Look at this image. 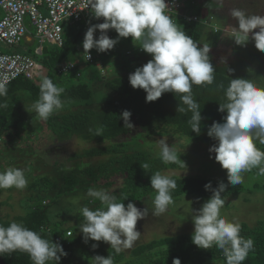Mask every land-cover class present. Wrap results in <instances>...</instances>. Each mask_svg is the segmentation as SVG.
<instances>
[{"label": "trees", "instance_id": "1", "mask_svg": "<svg viewBox=\"0 0 264 264\" xmlns=\"http://www.w3.org/2000/svg\"><path fill=\"white\" fill-rule=\"evenodd\" d=\"M248 1L252 2L251 0L197 1L196 3L200 5L194 13L200 16V20L186 21L178 17L174 22L198 45L207 44L211 48L209 58L216 69L213 84L193 86L192 89L193 97L199 102L203 117L199 135L191 130L187 122L192 113L177 112L181 103L179 96L174 93H164L157 101L146 102L147 93L143 89H134L131 86L129 75L152 59L145 51L141 52L144 57L141 54L139 57L140 51L136 52L129 48L121 55L112 53V50L98 54L90 50L91 60H88L83 49V40L88 29L81 27L73 33L70 26L74 22H70V26L64 27L63 45L51 43V47L47 46L48 52L43 51L38 59L32 52H28L37 60L44 75L33 79L20 76L6 84L7 95L0 97V103L7 104V108L0 109V140H5L4 143L13 148L12 152L16 151L17 155H13V158L27 155L26 150L34 149V145L38 146L39 149H34V157L28 159L29 167L24 171L26 177L31 172L30 166H35L39 157L42 158L39 162L43 164L39 169L35 166L34 171L31 172L27 186L29 194L23 201L27 211L17 214L14 219L1 217L0 225L8 227L15 221L39 233L42 238L59 243L67 253L66 256L61 257L60 264H95L91 262L93 257L101 255L107 258L110 254L114 264H173L175 258H179L181 264H206L209 260H222L223 264H226L222 250L215 246L210 249L199 248L192 242L193 234L162 237L116 254L111 246L107 248L101 242L89 240L85 243L83 234H77L78 228L64 226L69 218L61 219L59 214H52L50 208L55 202L66 199L75 192L82 177H94L95 174L98 176V183L103 177L106 178L104 183L108 185L117 184L119 178H123L125 190L117 197L116 202L127 205L134 199L155 191L151 188L152 174L157 171L162 174L164 170L176 166L173 163L165 164L160 156H151L146 152L124 154V150L120 148L121 143H112V140L132 131L133 127H124V121L120 118L124 110L132 113L130 122L141 131L154 132L158 135L171 132L189 135L209 146L217 143L207 133L214 122L223 123V117L227 115L226 112L218 111L219 104L226 102L225 89L231 79H252V61L255 56L249 52L250 45L241 47L232 42L229 43L231 44L229 47L221 45L223 34L232 32L238 27L237 20L231 15L232 10L241 9L247 14L249 10L245 8V3ZM208 15H212L215 19L213 36L208 41H203L202 34L204 28L208 26L205 23ZM82 21L84 20L78 22ZM209 25L211 26L212 23ZM112 33L113 30H110L111 36ZM129 51L133 53L127 54ZM103 59L107 62L104 63ZM143 60L145 63H142ZM44 77L52 79L54 84L64 89L61 95L63 107L47 120L40 119L32 107L39 99V84ZM220 85H223V88ZM101 128L103 135L95 136V131ZM25 134H28L27 139L24 138ZM69 138L109 143L98 148L84 149L85 157L90 159L84 168L74 167L71 170L64 168L60 171L61 174L51 170L54 176L48 175L47 170L51 168L55 170L57 167H50L49 161V164L45 165L44 154L38 157L35 154L41 149L44 150V146L49 143L63 142ZM17 140L22 141L20 148L12 145L17 143ZM256 146L264 151V144ZM108 154H111L109 160L96 163L97 165L92 163L93 157ZM7 157L11 159L10 156ZM59 161L58 163L61 162ZM144 162L149 164L148 172L141 167V163ZM44 169L46 172L43 173ZM169 177L177 183V188L172 192L174 197L189 194L209 199L213 193L205 190L206 184L211 182L212 188L215 189L220 182L227 183V180L217 182L196 176ZM258 187L264 189V183L258 184ZM8 190L15 191L16 188ZM242 190L244 187L241 184L236 186L229 184L222 197ZM132 193L136 196L133 197ZM240 226V235L245 239H252L255 245L243 264H264V221H259L255 226L247 223H241ZM97 243L99 247L93 248L92 245ZM0 257L6 264H33L30 256L20 251L5 253Z\"/></svg>", "mask_w": 264, "mask_h": 264}, {"label": "clouds", "instance_id": "2", "mask_svg": "<svg viewBox=\"0 0 264 264\" xmlns=\"http://www.w3.org/2000/svg\"><path fill=\"white\" fill-rule=\"evenodd\" d=\"M88 8L93 18L104 21L90 26L85 34L83 49L88 59L91 58L90 50L105 53L114 49L120 38L131 37L134 42L139 41L141 49L152 59L129 75L131 86L147 93L146 102L157 101L164 93L179 96L181 103L177 112L192 113L187 122L191 130L199 135L203 117L192 89L193 86L214 83L216 69L209 58L211 48L207 44L198 45L173 22L166 14L169 8L165 0H88ZM231 15L238 24L232 32L235 44L246 47L254 41L256 49L264 52V16L247 15L241 9H233ZM214 21L213 17L212 23ZM109 30H115L118 37L110 38ZM95 33L97 36L100 34L98 39ZM6 80L7 77L0 78V97L7 95ZM220 87L223 88V85ZM39 89V99L32 107L40 119L47 120L63 107L61 95L64 89L48 77L41 80ZM224 95L226 102L220 103L218 108L219 112L227 113L223 117L224 122H214L207 134L217 141L209 151L215 153V160L227 170V183L220 182L215 189L211 182L205 185V190L213 194L200 209L193 211L192 242L201 249L219 248L226 264H243L254 250V241L240 235L239 224L221 216V209L225 206L222 193L229 184L236 186L243 183L242 173L246 171L258 168V175H264V151L255 143L264 144V87H258L250 79L235 78L230 80ZM4 108L7 104L0 103V109ZM131 115L128 110L122 112L120 118L124 127H133ZM102 135V128L95 131V136ZM159 145L163 163L186 167L174 146H170L164 138L160 139ZM141 167L148 172L147 162L141 163ZM150 182L151 188L156 191L152 214L158 216L166 213L174 203L172 192L177 183L159 171L151 175ZM27 186L23 169L9 168L0 172V189L14 187L24 190ZM87 196L100 201L103 207L90 210L85 206L81 209L83 222L79 230L85 243L89 240L103 241L110 244L116 254L132 247L141 236L137 223L145 218L148 209L141 210L133 202L127 205L116 202V197L104 189L89 188ZM92 247L97 248L99 244ZM17 251L27 253L33 264H60L61 257L67 255L62 245L42 238L21 223L14 221L8 227L0 225V256ZM93 260L95 264H114L112 254L107 258L97 255ZM173 264H181V260L175 258Z\"/></svg>", "mask_w": 264, "mask_h": 264}, {"label": "rangeland", "instance_id": "3", "mask_svg": "<svg viewBox=\"0 0 264 264\" xmlns=\"http://www.w3.org/2000/svg\"><path fill=\"white\" fill-rule=\"evenodd\" d=\"M251 1L252 2L248 1L245 3V8L249 10H247V15L264 16V0ZM199 5L198 3H196V5L195 3H189L188 9L191 12H196ZM228 6L230 7L229 4ZM83 20L84 21L82 22H74L71 26L69 19H63L61 23L64 25V27L70 26L72 32L76 33L81 27L88 29L94 24L104 22L102 18L100 20L93 18L91 13L87 15L86 19ZM26 21L29 30L34 35L36 29L31 25L30 18L27 17ZM212 29L213 23L211 26L208 25L204 28L202 34L203 41H208L213 36ZM232 32L223 34L221 40V45L223 47L231 46V44H229L230 42L235 43L232 40ZM95 36H97L96 33ZM117 37L118 33L113 30L112 37L110 38L116 39ZM95 38L98 39L99 37ZM38 43V40L32 42L27 41L25 38L19 45L3 44L0 46V49L8 54L16 52L17 50L24 52L27 51V53L32 52L33 56L38 59L42 56V53L40 54L36 51V46ZM44 45L48 47L52 46V44L49 42H46ZM247 45H250L249 52L255 56V59L252 61L253 68L251 71V80L258 87H264V52L256 49L254 41H250ZM139 46L140 42H134L131 37L120 38L114 49H112V53H119V55H121L125 53L126 49L128 48L134 49L136 52H138ZM91 51L94 54L99 53L96 49H92ZM140 54L141 52L138 54L139 57ZM141 55L143 56L144 54ZM103 62L106 63L107 61L104 60ZM142 63H145V60H143ZM37 71L38 76L43 74L41 67H38ZM24 138L27 139L28 134H25ZM163 138L170 146L175 147L177 154L186 164V167H181L180 165L176 164L175 167H170L164 170L162 172L163 175L179 177L196 176L217 182L227 180V170L223 169L222 166L215 160V153H210L209 151L212 146H209L202 141L196 140L189 135H183L174 132L165 135H158L154 132L141 131L136 127L135 124H133V128L130 133L121 135L116 140H112V143H121L122 146H120V148L124 150V154L146 152L151 156H160L159 141ZM4 142L5 140H0V172H4L9 168H19L27 171L30 163L28 159H30V157H34V149H39L38 146L34 145V149L26 150V152H28L27 155H20L19 158H13V155H17V153H15L16 151L12 152L11 149L13 148L7 146ZM108 143V141H105V143H95L86 142L85 140L81 139L79 140L78 138H69L63 142H55L54 144L49 143L48 145H45L43 148L44 150L41 149L37 154H35V156L38 157L39 155L44 154V158L46 157V161L44 162L45 165H48L50 162V167H57L55 170L52 168L47 170L48 175L54 176L51 170L55 171L57 174H61L60 171H62L64 168H67L68 170H71L74 167L84 168V165L86 164L85 166H87V163H89L90 160L89 158L85 157L86 151H84V149H90L92 147L98 148L103 144ZM255 143L256 145L260 144L259 141H255ZM12 145L20 148L22 141L17 140V143ZM7 156H10L11 159ZM40 158L41 157H39L38 163L35 164L37 169L42 167L43 164V162H39ZM110 158L111 154L96 156L92 158V163L99 164L109 160ZM53 160L56 161L53 162ZM58 160L61 162L59 161L60 163H58ZM35 166H30L31 172L34 171ZM258 171V168H253L251 171L242 173L243 183H241V185L244 187V190L231 194L229 193L223 197L225 200V206L221 209L222 217L239 225L241 223H247L250 226H255L259 221H264V189L258 187V184L264 183V175H258ZM31 172L26 177L28 182L31 178ZM44 172H46L45 169L43 170V173ZM97 178L98 176L96 174L94 177H82L78 183V186L76 187L78 188L75 191L76 193L73 192L74 194H70L68 198L61 199L59 202L57 201L58 203L55 202L50 208L52 214H59L61 219L69 218L66 220L64 226L78 228L77 234L79 235L83 234L79 230L80 224L83 222V217L80 214L81 209L85 206H87L90 210H96L103 207L100 201L94 200L93 198L87 196V191L89 188H95L97 190L104 189L109 194L115 196L116 199L119 195L123 194L125 190L122 181L123 178H119L117 181L118 183L113 185L105 184L104 180L106 178L103 179V177H101V181L98 183ZM28 194L27 187L24 190L16 189L15 191L0 189V218L3 217L14 219L17 214L25 213L27 211V207L24 205L23 201L24 198L28 196ZM132 195L133 197L136 196L134 193H132ZM155 195L156 191H152L144 197L134 199L133 203H135L136 206L141 210L147 208L148 214L144 219L138 221L137 223V230L141 232L140 238L133 243L132 247L124 249L125 251H128L139 244L148 243L152 240L162 237L193 234V211L200 209L202 205L208 200L189 194H183L176 197L172 196L174 203L169 206V209L166 213L157 216L152 214L154 209L153 201ZM101 243L105 244L107 248L110 246V244L104 243L103 241H101ZM91 262H94V260H91ZM206 264H223V262L222 260H209Z\"/></svg>", "mask_w": 264, "mask_h": 264}, {"label": "built area", "instance_id": "4", "mask_svg": "<svg viewBox=\"0 0 264 264\" xmlns=\"http://www.w3.org/2000/svg\"><path fill=\"white\" fill-rule=\"evenodd\" d=\"M197 1L202 0H165L169 8L166 14L173 22L178 17L186 21H198L201 19L200 16L186 8L189 3ZM0 8L3 11V16L0 17V46L19 45L25 38L29 41L36 39L39 41L36 51L40 54L46 42L63 45L64 25L61 23L63 19L77 22L90 14L88 0H0ZM184 9L186 11H183ZM27 17L36 29L33 36H30ZM212 19V16L208 17L205 23L211 24ZM140 46L139 51L142 52ZM132 53L128 52L129 55ZM38 67L37 60L27 52L17 50L8 54L0 49V78L7 77L4 81L6 84L20 76L36 78Z\"/></svg>", "mask_w": 264, "mask_h": 264}, {"label": "water", "instance_id": "5", "mask_svg": "<svg viewBox=\"0 0 264 264\" xmlns=\"http://www.w3.org/2000/svg\"><path fill=\"white\" fill-rule=\"evenodd\" d=\"M43 51H44V53H47L48 52V47L47 46H45L44 48H43ZM0 263L1 264H6L4 261H3V259L0 257Z\"/></svg>", "mask_w": 264, "mask_h": 264}, {"label": "crops", "instance_id": "6", "mask_svg": "<svg viewBox=\"0 0 264 264\" xmlns=\"http://www.w3.org/2000/svg\"><path fill=\"white\" fill-rule=\"evenodd\" d=\"M0 14H1V16L0 17H2L3 16V11H2V9L0 8ZM27 41H29V40H27Z\"/></svg>", "mask_w": 264, "mask_h": 264}]
</instances>
